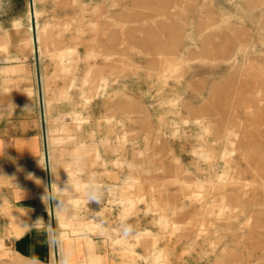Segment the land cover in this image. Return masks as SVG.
I'll return each mask as SVG.
<instances>
[{
  "label": "rangeland",
  "instance_id": "obj_1",
  "mask_svg": "<svg viewBox=\"0 0 264 264\" xmlns=\"http://www.w3.org/2000/svg\"><path fill=\"white\" fill-rule=\"evenodd\" d=\"M68 48L62 72L55 54ZM0 55V112L31 86L42 151L44 102L60 95L51 115L67 125L83 118L72 131L82 187L64 172L56 184L43 161L36 170L48 264L53 252L63 264H264V0H0ZM21 167L0 169V224L15 236L29 224L8 201ZM59 220L73 239L57 255Z\"/></svg>",
  "mask_w": 264,
  "mask_h": 264
},
{
  "label": "crops",
  "instance_id": "obj_2",
  "mask_svg": "<svg viewBox=\"0 0 264 264\" xmlns=\"http://www.w3.org/2000/svg\"><path fill=\"white\" fill-rule=\"evenodd\" d=\"M29 39L32 42L34 41L31 37ZM20 46H25V41ZM7 58L10 59L9 56ZM0 67L1 69H7L9 66L1 61ZM12 94L11 97L14 98V101L8 106V111L0 112V169L1 167L18 169L21 166L20 169H28L11 184L8 201L15 210L27 213V219L23 218V220H28L29 224L19 236L12 235L7 226L5 229L8 232H4L5 229L0 224L3 247V250L0 249V253H7L9 260H4V264H15L16 262L48 264L50 250L46 223L50 215L40 207V199L43 193L38 186L37 181L40 177L36 170L43 161L45 170L46 165H48L49 178L56 184H60V179L66 176L67 171L72 170L74 162L83 153L82 143L76 142L74 135H72L73 130L79 129L83 118L79 113H73L71 115L73 126H70L65 124L61 118L53 117L50 102L60 98V95H58V98L53 97L51 101L44 102L40 113L41 122L44 125V130L42 126V133L45 137V149L42 151V136L40 137L38 113L36 103L32 97V87L28 85L20 86V89L18 91L13 90ZM105 122L110 125L107 121ZM67 128L70 131H65ZM67 140L72 144V148L66 149V151H71V161L60 171L61 166L64 164V160L60 159V156L61 152L65 151L62 150L63 147L60 143ZM52 143L54 147L51 146ZM62 172H64V175L60 177ZM53 204H56V201Z\"/></svg>",
  "mask_w": 264,
  "mask_h": 264
},
{
  "label": "bare ground",
  "instance_id": "obj_3",
  "mask_svg": "<svg viewBox=\"0 0 264 264\" xmlns=\"http://www.w3.org/2000/svg\"><path fill=\"white\" fill-rule=\"evenodd\" d=\"M32 17H34V18H36L37 17V12H33L32 13ZM68 25V24H67ZM67 27V26H66ZM46 27L45 26H43V27H41V29H38L37 30V35H38V39H40L41 37H43V36H45L46 35ZM78 33H80V32H78ZM240 49H241V51L242 50H244L245 48H242V46H240ZM91 52V51H90ZM92 53V52H91ZM91 53H88L87 55L88 56H90V54ZM242 53H244V51L242 52ZM74 55V50L73 49H64V50H61L60 51V53L59 54H55V56L57 57V60H58V62L57 63H59V65H60V70L62 71V72H64V71H66V70H68L69 69V67H70V64H71V61H70V58L72 57ZM88 58V57H87ZM249 57L246 55V56H244V61H243V64H245L246 63V60L248 59ZM73 63H74V61H72ZM75 64V63H74ZM174 67V66H173ZM172 67V68H173ZM243 68V67H242ZM69 71V70H68ZM69 73V72H68ZM102 81V80H101ZM99 91V90H98ZM63 96V98H66L67 96H66V93L63 91L62 93H61ZM68 128H67V130H65V131H67L68 132ZM64 131V132H65ZM70 131V130H69ZM67 132H65V133H67ZM239 137V134L237 133V132H235V131H233V130H231V129H229V130H226L225 131V133H224V138H225V140H227V142L229 143V145H230V147H232V145H233V143H234V141H236L237 140V138ZM234 146V145H233ZM233 149V148H232ZM229 151V150H228ZM226 151V153H225V155H224V158L225 159H227L228 158V156H229V154H230V152L231 151ZM205 153V152H204ZM203 153V154H204ZM231 153H233V152H231ZM207 154V153H206ZM231 156V155H230ZM224 159V160H225ZM229 159H230V157H229ZM229 159L228 160H226V163L227 162H229ZM225 162V161H224ZM225 163V164H226ZM78 170V169H77ZM221 176V175H220ZM227 176H229V174L227 175ZM227 176L226 175H223L222 176V179H221V181H222V185L225 183V181L229 178H227ZM66 178H68V180H70V182L73 184V188L74 189H79V188H81L82 187V185L78 182V181H76V179H75V171H74V169H72V170H69V171H67L66 172ZM231 178V177H230ZM228 181V180H227ZM230 181H232V180H230ZM226 184H227V182H226ZM225 184V185H226ZM229 184V183H228ZM224 185V186H225ZM218 187V186H217ZM223 187V186H222ZM197 195V194H196ZM195 197V196H194ZM194 197H193V199H194ZM223 201H224V199H223ZM131 205V204H130ZM133 206V205H132ZM131 206V207H132ZM227 207L228 206H226V204H224V202H222V201H220L218 204H217V210H216V214L217 215H219V216H222V215H225L224 213H225V210L227 209ZM229 209V208H228ZM124 210H125V208H124ZM123 210V211H124ZM131 210V209H130ZM125 212V211H124ZM228 212V211H227ZM227 216V215H226ZM225 217V216H224ZM249 219H247V221H248ZM246 221V222H247ZM249 222V221H248ZM247 224V223H246ZM59 227H60V232H59V236H58V240H57V246H59L60 244H61V241H62V239L63 238H65V237H67V238H70V241L73 239V231H72V226H71V223L69 222V221H65V220H59ZM93 238H92V235L90 234L86 239H84V242L86 243V244H88L89 245V243H91V242H93ZM69 242V241H68ZM55 244H56V241H55ZM56 250H57V255H58V252L60 251L61 252V246H59V248L57 249V247H56ZM54 252H53V264H63V262L61 261V259H58L57 258V262H55L54 261ZM88 264H95V262H89Z\"/></svg>",
  "mask_w": 264,
  "mask_h": 264
},
{
  "label": "clouds",
  "instance_id": "obj_4",
  "mask_svg": "<svg viewBox=\"0 0 264 264\" xmlns=\"http://www.w3.org/2000/svg\"><path fill=\"white\" fill-rule=\"evenodd\" d=\"M90 198H91L92 200H97V199H99V195H98V193L94 192V193L91 195ZM131 230H132V229H131V226H130V225L124 228V232H125L126 234H127V233H130Z\"/></svg>",
  "mask_w": 264,
  "mask_h": 264
},
{
  "label": "water",
  "instance_id": "obj_5",
  "mask_svg": "<svg viewBox=\"0 0 264 264\" xmlns=\"http://www.w3.org/2000/svg\"><path fill=\"white\" fill-rule=\"evenodd\" d=\"M47 169H48V165H46V173H47V177H48V171H47Z\"/></svg>",
  "mask_w": 264,
  "mask_h": 264
}]
</instances>
